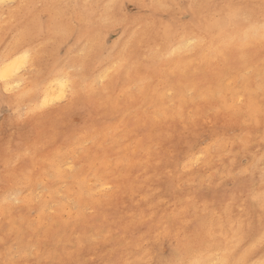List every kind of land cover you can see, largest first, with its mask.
<instances>
[{
	"label": "bare ground",
	"instance_id": "bare-ground-1",
	"mask_svg": "<svg viewBox=\"0 0 264 264\" xmlns=\"http://www.w3.org/2000/svg\"><path fill=\"white\" fill-rule=\"evenodd\" d=\"M8 1L0 12V264H24L31 246L59 264H264V0ZM67 97L48 117L80 119L61 133L40 134L30 117L20 124L22 111L35 118ZM106 130L114 162L101 159V145L82 160L103 175L100 192L113 187L108 199L94 204V217L43 223L46 206L23 190L59 178L44 164L57 162V143ZM68 182L70 196L89 202L79 175ZM65 227L72 234L55 242ZM13 241L20 255L10 263L4 250Z\"/></svg>",
	"mask_w": 264,
	"mask_h": 264
},
{
	"label": "rangeland",
	"instance_id": "rangeland-1",
	"mask_svg": "<svg viewBox=\"0 0 264 264\" xmlns=\"http://www.w3.org/2000/svg\"><path fill=\"white\" fill-rule=\"evenodd\" d=\"M13 3L5 0L3 4H0V12L3 14L6 12ZM1 15V14H0ZM6 16L1 15L0 19L1 22L5 20ZM77 52L76 54H78ZM22 69L27 71H33V67L30 65H25ZM243 74L247 76L252 75V69L248 68L243 70ZM227 85L232 86V83H227ZM99 87V86H98ZM97 87V88H98ZM134 89V88H133ZM109 97L115 96L114 91L107 90L105 91ZM190 98L194 97L191 92L188 93ZM68 97L55 101L52 105H48L45 107L39 108L37 111L36 117L31 118V116H26L25 113L22 111L21 122L20 124H25L27 119L30 117L31 120H37V123L40 126L39 133L44 135H49L52 130L61 133L63 128L68 124V122H72L75 120H79L80 117L77 113L72 114L70 117L66 116H58L49 118L48 113H54L55 111L63 108L67 103ZM241 103L236 104V108L240 109ZM8 114L12 115L15 114L14 112H8ZM114 124L113 120L108 119L106 122L107 127H112ZM106 134V136H105ZM112 132L111 131H104L103 136L98 134L94 135H87L79 138L78 140L74 141L75 143L66 144V143H57L54 147V151L57 152V162L50 163V161L45 162L44 164L46 167L52 171V168H56L57 172L60 173L59 178L57 179H50L47 176H43L38 178V181L34 183L33 186L26 187L21 197L25 199H30L31 203L38 207V204L44 203L46 206L44 210V214L41 216V220L43 223L49 222V220L55 219L57 222L60 223H74L76 222L77 217L79 215L84 216L85 218L94 217L96 213V209L94 204L100 201H105L108 199L109 193L113 190L111 185H107L104 187V191L100 192L103 188V181L104 177L101 173H97L94 170L86 169L83 166V156L84 154L88 153V151L95 149L96 146L101 145L102 149L100 152L101 159L106 160L107 162L111 163L114 162L115 159L112 153L107 152L106 149L110 147L112 142ZM78 141V142H77ZM199 162H195V167H200L202 165L201 155H198ZM56 158V157H54ZM242 159V165L245 163V159ZM217 162V160H214ZM198 164V165H197ZM210 173V172H209ZM79 175L80 180L82 181L83 187L85 189V197L88 196L89 202L79 200L76 195L70 196L68 191L73 188L71 184L68 182L70 176ZM102 187V188H101ZM47 188H49L47 190ZM106 188H108L106 190ZM106 190V191H105ZM247 196L246 193L241 194V199H245ZM38 198V199H37ZM14 201V202H13ZM12 204L19 205L17 200H11ZM38 221V218L32 215V217L27 222L26 228L31 230L35 227V222ZM66 228V227H65ZM135 237H138L140 234V230L133 231ZM72 234L70 228H66L63 230L62 233H58L55 237V242L62 238L64 235ZM77 235H73L76 237ZM2 242H0V245ZM108 248V247H107ZM18 249V242L13 241L10 243V251L7 252V246H5L4 256L7 259H10V263H13L19 260V255L17 253ZM35 256L41 259L40 264H59L57 262H51L50 260H46L44 256L38 251L35 246L28 247V251L21 255V260H23L24 264L28 263L29 260L33 259ZM5 258V259H6Z\"/></svg>",
	"mask_w": 264,
	"mask_h": 264
},
{
	"label": "snow or ice",
	"instance_id": "snow-or-ice-1",
	"mask_svg": "<svg viewBox=\"0 0 264 264\" xmlns=\"http://www.w3.org/2000/svg\"><path fill=\"white\" fill-rule=\"evenodd\" d=\"M4 0H0V4H3ZM63 84L67 85L70 83V78H67L65 80L62 81ZM194 264H206V262H194ZM216 264H227V262H222V261H217Z\"/></svg>",
	"mask_w": 264,
	"mask_h": 264
}]
</instances>
